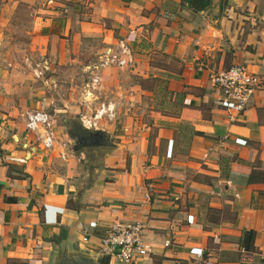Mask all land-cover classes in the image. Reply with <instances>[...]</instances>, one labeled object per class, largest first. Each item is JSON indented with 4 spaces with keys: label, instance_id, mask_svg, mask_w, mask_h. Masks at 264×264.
Returning <instances> with one entry per match:
<instances>
[{
    "label": "crops",
    "instance_id": "1",
    "mask_svg": "<svg viewBox=\"0 0 264 264\" xmlns=\"http://www.w3.org/2000/svg\"><path fill=\"white\" fill-rule=\"evenodd\" d=\"M19 7L30 53L15 60L4 48ZM119 39L150 119L90 150L54 125L46 150L25 113ZM36 62L43 84L31 82ZM231 64L264 78V0H212L197 13L180 0H0V264H52L74 244L95 258L112 223L134 222L151 249L130 264H191L193 248L213 264H264V88L228 122L209 74Z\"/></svg>",
    "mask_w": 264,
    "mask_h": 264
},
{
    "label": "built area",
    "instance_id": "2",
    "mask_svg": "<svg viewBox=\"0 0 264 264\" xmlns=\"http://www.w3.org/2000/svg\"><path fill=\"white\" fill-rule=\"evenodd\" d=\"M132 56L131 46L125 39H119L105 49L96 63L87 66L89 80L86 84V95L92 96L94 91H100L103 69L112 66L120 69L129 67L134 62ZM32 69L36 78L43 77V63L36 62ZM209 81L215 93V104L224 112L226 120L230 123L236 122L243 115L252 96L264 88V78L249 72L244 64H231L228 68L211 72ZM103 117L109 120L114 117V104H101L98 109L81 114L80 121L85 129H97V124ZM24 123L25 130L34 134L46 150L51 151L54 148L56 144L54 119L47 110L27 111ZM237 142L245 143L242 140ZM61 157L64 158V154L61 153ZM150 249L144 238V227L140 222L112 223L106 235L101 238L100 254L109 255V264H130L138 256L147 255ZM191 254L194 256L191 264L214 263L202 258L201 249L193 248Z\"/></svg>",
    "mask_w": 264,
    "mask_h": 264
},
{
    "label": "rangeland",
    "instance_id": "3",
    "mask_svg": "<svg viewBox=\"0 0 264 264\" xmlns=\"http://www.w3.org/2000/svg\"><path fill=\"white\" fill-rule=\"evenodd\" d=\"M19 9L22 10L20 15L17 16L20 20L14 22V24L18 25V28L11 30L7 34L8 41H12V43L5 45L4 48V52L15 60H21V58L30 53L28 46L30 36L28 34L30 32L28 12L24 7H19ZM92 58L94 59H86L85 64L78 65L73 78L67 75L60 76L56 80V84L63 86L62 88L51 87L50 91L46 93L50 103L41 109L47 110L53 116L54 125L58 128L57 132L66 133L71 128L72 131H76V127L85 130L82 128L80 115L85 114L87 111H94L101 104L107 105L108 103L114 104V117L110 120L103 117L97 124V131L114 137L116 134L124 132L123 128L127 123H147L152 110L150 96L142 94L137 88L133 90L139 83L138 78L128 74L127 70H125L126 68L104 69L105 74L102 76L100 91H94L92 96L86 95V84L89 80L87 66L96 63L99 59L98 56ZM41 78L36 79L33 77L35 81L31 82L43 84L44 79ZM71 84L76 87V91L69 90ZM142 85L147 90L152 87L151 82L142 83ZM62 100H72L71 102H75L73 104H76V108L70 109L68 105H63L64 102ZM77 111L79 113L76 116L70 113ZM64 119H66L65 122L63 121ZM66 143L68 145L74 144L73 139H68ZM92 148L99 147H87L85 149L90 150Z\"/></svg>",
    "mask_w": 264,
    "mask_h": 264
},
{
    "label": "water",
    "instance_id": "4",
    "mask_svg": "<svg viewBox=\"0 0 264 264\" xmlns=\"http://www.w3.org/2000/svg\"><path fill=\"white\" fill-rule=\"evenodd\" d=\"M83 129H85L82 126ZM85 131L93 132L95 134L103 135L102 132L96 129H85ZM104 140L96 143L97 146H112L113 143L109 140L110 137L104 136ZM77 149V147H75ZM52 264H109V255L100 254L98 257H92L87 252L82 251L77 244L72 246V250L68 252L67 250H62L53 260Z\"/></svg>",
    "mask_w": 264,
    "mask_h": 264
},
{
    "label": "flooded vegetation",
    "instance_id": "5",
    "mask_svg": "<svg viewBox=\"0 0 264 264\" xmlns=\"http://www.w3.org/2000/svg\"><path fill=\"white\" fill-rule=\"evenodd\" d=\"M75 126V125H71ZM72 129V128H71ZM70 129L71 138H73L74 147H77L79 150H83L87 147H95L96 143L104 140V136L95 134L93 132L85 131L76 127V131Z\"/></svg>",
    "mask_w": 264,
    "mask_h": 264
},
{
    "label": "trees",
    "instance_id": "6",
    "mask_svg": "<svg viewBox=\"0 0 264 264\" xmlns=\"http://www.w3.org/2000/svg\"><path fill=\"white\" fill-rule=\"evenodd\" d=\"M180 1L183 6H186L188 10L190 9L194 13L207 9L212 2V0H180Z\"/></svg>",
    "mask_w": 264,
    "mask_h": 264
}]
</instances>
